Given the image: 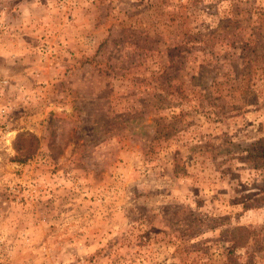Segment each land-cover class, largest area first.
Segmentation results:
<instances>
[{
	"label": "rangeland",
	"instance_id": "obj_1",
	"mask_svg": "<svg viewBox=\"0 0 264 264\" xmlns=\"http://www.w3.org/2000/svg\"><path fill=\"white\" fill-rule=\"evenodd\" d=\"M0 264H264V0H0Z\"/></svg>",
	"mask_w": 264,
	"mask_h": 264
}]
</instances>
